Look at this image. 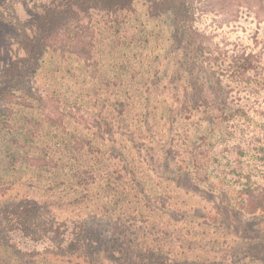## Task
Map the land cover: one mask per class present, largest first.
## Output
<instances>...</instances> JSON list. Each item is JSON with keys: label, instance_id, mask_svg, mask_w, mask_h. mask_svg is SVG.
Here are the masks:
<instances>
[{"label": "trees", "instance_id": "obj_1", "mask_svg": "<svg viewBox=\"0 0 264 264\" xmlns=\"http://www.w3.org/2000/svg\"><path fill=\"white\" fill-rule=\"evenodd\" d=\"M141 1L60 0L79 9L10 49L17 75L0 86V264H201L191 209L179 203L221 190L238 212L264 213L260 12L243 3V24L254 31L243 28L241 48L230 49L215 42L218 27L192 25L198 0H144L167 34L141 15L109 14L137 13ZM102 34L125 48L155 37L169 42V54L184 49L188 62L164 74L151 62L152 76L132 85L142 89L121 94L119 80L132 79L103 75ZM29 76L43 89L25 86Z\"/></svg>", "mask_w": 264, "mask_h": 264}, {"label": "rangeland", "instance_id": "obj_2", "mask_svg": "<svg viewBox=\"0 0 264 264\" xmlns=\"http://www.w3.org/2000/svg\"><path fill=\"white\" fill-rule=\"evenodd\" d=\"M198 1L199 3H197L196 6L199 12L196 17H198L199 20L197 23L192 22L195 29L202 32L212 27H218L217 34L219 37H216L215 42H228L231 45L230 49L236 47L241 48V39L246 36L243 32V28L246 30L248 29V33L254 31L253 27L249 25L245 26L243 24L244 19H242V17H245L243 3H247L248 0ZM250 1L251 6L258 9L254 10L257 13L260 12L258 20L263 22L264 0ZM101 2L102 0H93L94 5ZM105 3L109 4V6L113 4L126 5L131 3V0H106ZM136 6L139 11L137 13H133L127 9L119 12L109 11V14H111L113 20L117 17L127 18L132 14L137 16L141 15V21L145 22L147 25L149 24L154 30H158L156 33H168L170 29L166 25H163V23L157 20L159 27H155L154 24H152V20L146 16L147 4L144 0L139 3L137 2ZM177 8L178 7L174 9L171 8V11ZM78 9L79 7L74 8L72 5L62 6L60 0H0L1 88L4 89L5 87H9L7 75L13 77L17 75V71L12 67L11 63H9V61L14 62L10 49H12L17 42H28L29 39L31 40L32 35L46 32L48 28L53 26V17H60L62 14L74 15L75 11ZM93 13L98 12L96 10L93 11ZM249 19L250 18L247 20ZM139 25L140 23H135V26L138 28L140 27ZM104 27L106 30L110 27L114 29V31L118 29L117 24ZM119 28H125V25ZM97 29H100V27ZM32 31H34V33ZM102 31H104V29H102ZM108 31L111 33L110 30ZM132 31L135 30L132 29ZM207 32L209 33V31ZM101 36L104 41L103 50L97 54L96 57L106 63L104 67L108 68L107 71H103L107 74L103 75L111 79L116 77H123L129 80L132 79L130 85L124 83L122 79H118L119 82L116 85V91L121 94L130 95L142 89L141 86L133 87L132 85L137 84V80L135 79L152 76V74H149L153 69L152 66H150L151 62L160 69L158 72L159 74H164L160 71L167 66L172 65L171 67L174 68L177 61L182 60L188 62V57H186L184 49L178 50L177 53L169 54L171 50L169 42L162 40L159 43L155 37L150 38L151 43L142 42L138 43L136 46L133 45L132 48H125V46L121 47L120 43L115 45L114 40L111 38L107 40L108 35L102 34ZM21 44L23 45V43ZM107 45H109L108 47L110 48L113 46L114 50L110 48L106 49ZM6 46L7 52H5ZM110 61L115 64V68L111 72L110 68L112 67H110ZM131 76H133V78H130ZM25 80V86H28L29 81L34 87L40 86L41 89H43L41 82H36L35 78L31 80L29 76L25 78ZM35 107L37 106L35 105ZM59 107H61L62 111H69L67 110L68 106L63 103H60ZM33 112L34 109L32 108H27L24 111L28 116H32ZM76 131L78 132L80 129H76ZM114 131L117 134L118 131H122V128L117 125L114 127ZM202 133L203 130H197L196 135L199 137ZM3 135L4 137L6 136L5 133ZM156 143L157 141L155 140L153 144L156 145ZM107 144H109V147L112 146V143ZM2 185L3 184L0 183V188ZM4 186L8 185L4 184ZM194 196L193 200H189L190 197L188 198V203H179V206L182 209H191L190 211L192 214L188 222L193 231L197 232L196 240L197 244L200 246L197 253L200 257L199 262L201 264L206 261L208 262L205 264H221L223 261L225 264H264V213L249 215L238 212L234 203H228L224 200L221 190L220 192L209 191L206 194L196 192ZM1 204L2 203H0V206ZM188 241L189 240L184 243L187 244Z\"/></svg>", "mask_w": 264, "mask_h": 264}]
</instances>
